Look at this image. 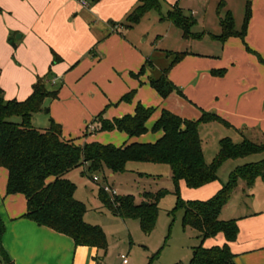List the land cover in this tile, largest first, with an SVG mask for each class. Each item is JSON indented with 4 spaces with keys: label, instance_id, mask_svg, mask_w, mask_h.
I'll return each instance as SVG.
<instances>
[{
    "label": "crops",
    "instance_id": "1",
    "mask_svg": "<svg viewBox=\"0 0 264 264\" xmlns=\"http://www.w3.org/2000/svg\"><path fill=\"white\" fill-rule=\"evenodd\" d=\"M86 1L87 6L77 0H0V45L9 54L12 49L8 42L16 47L18 66L9 65L11 71L18 75L17 79L22 80L24 86H30L52 69L54 80L66 84L61 88V99L55 100L47 111L62 126L65 139L72 140L62 125L64 121L59 117L60 108L69 103L67 111L72 116L73 104L77 102L75 98L79 94L77 90L82 87L83 81L88 80L91 81V101L99 98L100 102L92 114L94 118L101 113L106 120L132 115L138 103L146 108H155L158 112L148 121L146 134L131 138L121 132V136L111 140L117 144L116 147L131 143H155L163 132L154 133L153 137L147 134L152 132L163 110L188 120H198L202 111L213 112L232 128L216 124L234 131L241 138L254 136L252 140H264V63L259 59L260 56L264 60V0H251L252 17L245 40L231 37L221 43L214 38L221 33H210L213 44L209 45L216 49L214 52L206 53L205 49L186 52L187 55L169 74L170 81L183 97L175 92L167 99H163L151 87L150 79L159 78L168 66L155 65L151 59L154 52L141 49L136 41L139 35L137 29L149 13L133 28L123 27L139 0H101L97 4H93L92 0ZM169 23L171 26L168 27H172L173 24ZM215 43L221 46H215ZM55 58H59V62L53 65ZM148 59L154 68H148L139 78L133 77V74L140 73ZM105 69L123 72L133 79L130 89L137 91L134 104L118 103L117 109L106 110L105 107L102 110L106 103V106L117 103L122 96L118 94L110 99L100 95V83L110 76L105 75ZM154 69L160 72L157 77ZM219 71H224L223 75L214 74ZM124 90L126 92L128 89ZM25 92L28 93L27 90ZM67 98L69 102L65 101ZM90 98L87 95L89 101ZM211 124L215 122L199 127L201 139L202 128ZM107 139L94 135L85 144L98 143L97 140L107 143ZM8 177V170L0 168V216L5 224L2 244L13 264H111L107 252L95 247L76 246L72 238L25 218L27 199L22 194H7ZM221 188H212L207 199L216 195ZM237 193L249 195L255 202L253 210L238 217L239 234L237 240L229 244L231 251L236 256L237 264H264V182L262 186L255 188L254 185L249 189L245 182L240 181ZM227 206L222 211L221 219ZM87 215L84 218L86 223L93 224ZM0 264H3L1 258Z\"/></svg>",
    "mask_w": 264,
    "mask_h": 264
},
{
    "label": "trees",
    "instance_id": "2",
    "mask_svg": "<svg viewBox=\"0 0 264 264\" xmlns=\"http://www.w3.org/2000/svg\"><path fill=\"white\" fill-rule=\"evenodd\" d=\"M101 0H92L93 4ZM245 15L241 31L236 28L234 16L227 11L221 17L226 3L218 7L221 34L214 36L221 43L231 37L245 40L248 24L252 17V2L245 0ZM166 0H139L138 6L126 19V29L138 25L151 11L160 14L162 22H171L182 30L187 40H199L205 32L194 33L193 28L198 20L193 14H187L179 4L169 5L166 14L162 5ZM252 52L250 49H248ZM254 53V52H253ZM172 61L162 71L159 78H151V87L163 98L167 99L177 92H182L170 81L171 70L187 55L186 52H166ZM262 63L264 60L259 56ZM59 62L55 58L53 65ZM148 68H154L149 59L142 67L139 78ZM224 71L214 72L223 75ZM54 78L52 69L48 74L37 80L31 96L23 102L7 101L0 87V168L8 170L7 194H22L27 199L28 211L25 218L36 222L39 226L50 228L57 233L73 239L76 246L95 247L107 252L108 239L104 231L86 223L87 207L76 199L77 186L67 178V174L79 167L88 166V172L112 174L125 173L131 162L165 164L171 167L173 181L179 191V184L184 181L189 189H199L218 181L220 168L230 160H239L253 155L264 154V143H255L244 139L234 143L231 138L220 141V149L211 164H207L203 152L199 127L202 124L219 123L227 128L232 126L213 112L202 111L198 120L183 119L170 111L163 110L160 118L152 128L153 133L163 132V136L155 143H131L122 147L112 144L90 143L77 146L74 140L63 136V128L53 119L46 129L33 126L34 115L43 110L47 99L57 100L60 89H50L49 83ZM135 92L126 94L120 102H129ZM155 112L154 108H146L138 103L135 113L122 118L106 120L103 113L94 119L100 123V131H119L129 137H140L148 132L147 123ZM19 118L20 122H15ZM89 128V127H88ZM86 171L83 173L85 175ZM264 180V159L237 167L231 172L227 183L211 199L198 202H184L178 194L177 209L184 211L183 227L199 232L201 244L193 249L190 264H237L230 243L235 242L239 234L237 220L223 221L221 214L229 203L240 181L247 188H252L257 179ZM169 192L166 189L158 193H145L143 201L137 203L132 196H116L111 200L106 197L103 188L99 189V199L114 216L124 220L133 219L140 223L141 230L150 235L157 224L160 212V201ZM5 224L0 216V258L3 264H13L2 244ZM223 234L226 240L224 246L205 248L204 242Z\"/></svg>",
    "mask_w": 264,
    "mask_h": 264
},
{
    "label": "rangeland",
    "instance_id": "3",
    "mask_svg": "<svg viewBox=\"0 0 264 264\" xmlns=\"http://www.w3.org/2000/svg\"><path fill=\"white\" fill-rule=\"evenodd\" d=\"M166 2L168 4L163 3L162 5L164 14L168 12L169 5L179 4L187 14H193L198 20V25L193 28V32H205L207 35H205L202 41L193 39L187 40L183 37L182 30L174 25L168 27L171 26L169 22H161L160 14L157 11H151L142 20L140 27L137 29V34L139 35L136 41L141 49H151L154 52L153 58L151 59L158 67L169 66L173 59L172 57H167L166 52L169 51H172V53H179L202 51L205 49L206 53H209V51L214 52V50H216L209 45L213 44L209 34L221 33V27L219 25L220 16L218 15V7L221 2L226 3L225 8L222 10L221 17L224 16L227 11H231L235 17L237 28L239 30L242 28L245 15V0H166ZM123 27L126 29L127 23L124 24ZM8 44L10 45L9 48L12 49L10 54L8 51L4 52V46L0 45V82L2 80L0 87L4 91L7 101L17 100L23 102L31 96L36 81L30 84V86H24L22 80L20 81L17 79L18 75L11 71V65H9L11 63L18 66V61L15 58L16 47L9 42ZM215 46L220 47L221 45L215 43ZM8 57L10 60H8ZM120 61L122 62L123 60ZM105 73V75L109 74L110 76L101 83L99 82L102 87L100 95L103 96V98L108 96L112 99L118 94H121V100L126 94L131 92H135V96L129 102H120L119 100L117 103L109 106H106L108 105V103H106L102 110L105 107L106 110L117 109L119 107L117 105L122 103L129 106L134 104L137 98V91L130 89L133 79L129 77V75L119 71L116 72L113 69L110 71L105 69ZM159 73V70L156 69L155 77L160 75ZM51 80L52 81H50L48 85L50 89L58 90L64 85L66 86L64 82H57L54 78ZM90 83L91 81L88 82V80L83 81L81 83L82 87H79V90H77L79 94H77L75 98L77 102L73 104L75 108L72 111V116H70L67 111V108L70 106L69 103L66 105L64 104L60 108L59 117L64 121L62 125L66 129V135L70 136L77 146H83L88 141L87 139H92L94 135H97V138L99 136H101V138L107 137V140H110L109 142L107 141V143L97 140L99 141L98 143L117 146V144L112 141L116 139L115 136H121L122 133L117 130L100 131V123L94 122L95 118L92 114L96 111L100 102L99 98L91 101L92 93H90ZM124 88L128 90L123 92ZM26 90L28 91L27 94L25 92ZM87 95L91 97L90 101L87 99ZM59 98L61 99L60 93ZM68 98L65 100L66 102H69ZM54 102L55 100L47 99L44 103L43 110L34 115L33 126L35 128L46 129V127H49L52 118L51 114L47 113V111ZM155 113H158L156 109L154 114ZM14 121L20 122V119L14 118ZM90 126H93L94 130L88 128ZM154 135L155 134L152 132L147 134L149 137H153ZM227 137L232 138L236 143H241L245 138L250 140L255 138L254 136L251 138L249 136L241 138L234 131L228 130L216 123L208 125V127H203V152L207 164H211L214 157L217 155L219 151V141ZM252 141L255 143H264V140L253 139ZM263 159L264 154H260L229 161L220 168L218 181L212 182L207 185V187L199 189H189L184 182H181L178 192L173 181L171 167L165 164L131 162L127 166V171L120 174H112L108 170H105L104 173L90 174L87 171L88 166H83L74 169L66 176L77 186L76 199L86 205L88 219L93 222L91 225L100 227L106 234L108 239L107 255L110 256L109 262L111 264H119L120 256L123 254L129 257L130 264H190L193 256V249L201 244V238L198 231L192 228L185 229L183 227L182 218L184 211L181 209L176 210L178 203L177 193H179L180 198L184 202L207 201L209 200L207 197L211 193L210 190L227 183L231 172L237 167L258 162ZM85 171L86 173L84 175L83 173ZM94 177H99V181L95 182ZM263 182V179H257L255 188L256 186H262ZM105 187H109L110 190H106ZM100 188L104 189L106 197L111 200L116 196L129 195L134 197L137 203L142 202L145 193L156 194L160 190L166 189L169 194L161 199L156 227L150 235H147L141 230L139 221L121 219L114 216L104 207L99 200ZM254 202L252 197L249 195L243 196L237 193L236 189L231 200L227 204L228 206L223 212L222 220L238 221V217L254 209ZM224 245L225 237L223 234H219L214 238L207 239L203 246L205 248H212Z\"/></svg>",
    "mask_w": 264,
    "mask_h": 264
},
{
    "label": "built area",
    "instance_id": "4",
    "mask_svg": "<svg viewBox=\"0 0 264 264\" xmlns=\"http://www.w3.org/2000/svg\"><path fill=\"white\" fill-rule=\"evenodd\" d=\"M77 1H79L84 6H87V4H88L86 0H77ZM89 128L91 130H94L93 126H90ZM94 181L98 182L99 181V177H94ZM105 189L108 190V191L110 190L109 187H105ZM119 264H130L129 257L127 255H125V254L121 255Z\"/></svg>",
    "mask_w": 264,
    "mask_h": 264
},
{
    "label": "water",
    "instance_id": "5",
    "mask_svg": "<svg viewBox=\"0 0 264 264\" xmlns=\"http://www.w3.org/2000/svg\"><path fill=\"white\" fill-rule=\"evenodd\" d=\"M20 37V36H19Z\"/></svg>",
    "mask_w": 264,
    "mask_h": 264
}]
</instances>
